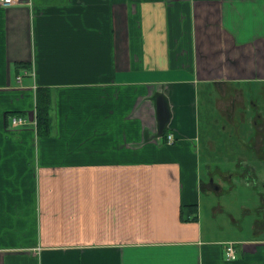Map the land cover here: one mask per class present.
I'll use <instances>...</instances> for the list:
<instances>
[{
	"label": "crops",
	"instance_id": "crops-1",
	"mask_svg": "<svg viewBox=\"0 0 264 264\" xmlns=\"http://www.w3.org/2000/svg\"><path fill=\"white\" fill-rule=\"evenodd\" d=\"M241 83H264V0L0 5V264H264V208L227 174L264 157L221 142Z\"/></svg>",
	"mask_w": 264,
	"mask_h": 264
},
{
	"label": "flooded vegetation",
	"instance_id": "flooded-vegetation-1",
	"mask_svg": "<svg viewBox=\"0 0 264 264\" xmlns=\"http://www.w3.org/2000/svg\"><path fill=\"white\" fill-rule=\"evenodd\" d=\"M234 97L229 101L226 109L225 124L222 126L225 137L222 143L240 146L238 153L244 157L250 155L252 149L261 150L264 157V83H247L232 85ZM252 160H241L234 167H229L228 178L230 185L228 191L236 190L235 185L248 188L253 192L260 208H264V158L259 165ZM227 169V168H226ZM213 183L215 192L223 189L218 183ZM248 201V199H243ZM244 206V205H241ZM261 226H264V215L261 217Z\"/></svg>",
	"mask_w": 264,
	"mask_h": 264
},
{
	"label": "trees",
	"instance_id": "trees-1",
	"mask_svg": "<svg viewBox=\"0 0 264 264\" xmlns=\"http://www.w3.org/2000/svg\"><path fill=\"white\" fill-rule=\"evenodd\" d=\"M23 69L30 70V64L19 63L15 65L14 72H21ZM36 99V125L38 134L41 137H46L50 135L51 132V93L49 89L40 87L37 90ZM14 117H21L20 114L13 115L10 119ZM193 213L195 214V219H197V210L195 206H192Z\"/></svg>",
	"mask_w": 264,
	"mask_h": 264
},
{
	"label": "built area",
	"instance_id": "built-area-1",
	"mask_svg": "<svg viewBox=\"0 0 264 264\" xmlns=\"http://www.w3.org/2000/svg\"><path fill=\"white\" fill-rule=\"evenodd\" d=\"M21 0H0V5L2 6H13L18 5ZM21 79V78H20ZM29 125V122L27 119H24L23 117H15L12 120L13 127L18 126H24ZM167 141L169 144L174 142V137L172 134L168 135ZM226 255L229 260H235L237 258L236 250L234 247V243H229L226 247Z\"/></svg>",
	"mask_w": 264,
	"mask_h": 264
},
{
	"label": "rangeland",
	"instance_id": "rangeland-1",
	"mask_svg": "<svg viewBox=\"0 0 264 264\" xmlns=\"http://www.w3.org/2000/svg\"><path fill=\"white\" fill-rule=\"evenodd\" d=\"M200 90H202V88H200ZM235 214L240 218L239 213ZM226 229L227 231L223 233V237L229 240H247L252 237V234L254 232L251 226H233V223L231 221H229V226H226Z\"/></svg>",
	"mask_w": 264,
	"mask_h": 264
},
{
	"label": "water",
	"instance_id": "water-1",
	"mask_svg": "<svg viewBox=\"0 0 264 264\" xmlns=\"http://www.w3.org/2000/svg\"><path fill=\"white\" fill-rule=\"evenodd\" d=\"M162 131V130H161ZM161 134H162V132H161Z\"/></svg>",
	"mask_w": 264,
	"mask_h": 264
}]
</instances>
